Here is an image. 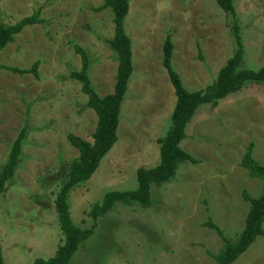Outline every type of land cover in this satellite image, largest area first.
<instances>
[{
	"label": "rangeland",
	"instance_id": "374dc122",
	"mask_svg": "<svg viewBox=\"0 0 264 264\" xmlns=\"http://www.w3.org/2000/svg\"><path fill=\"white\" fill-rule=\"evenodd\" d=\"M246 55L242 68L264 67V0H235ZM102 0H0V25L12 26L41 10V24L26 27L0 52V65L21 70L38 63V75L0 71V173L26 127L14 178L0 198V245L5 264L53 258L63 241L55 195L79 151L70 134L93 142L98 118L82 84L75 47L90 60L96 92L113 93L118 55L112 9ZM231 17L216 0H131L125 29L133 44L134 73L122 106L118 142L87 183L70 194L71 217L91 228L88 213L111 191L138 186L137 171L160 162L158 140L168 131L177 97L163 66V46L172 34L173 67L196 91L213 83L233 55ZM182 148L197 165H180L177 178L152 185V206L117 204L99 219L94 234L69 264H216L223 248L211 219L236 241L263 182L241 166L247 147L264 166V84L250 82L218 107L203 105L187 128ZM234 264H264V237Z\"/></svg>",
	"mask_w": 264,
	"mask_h": 264
},
{
	"label": "trees",
	"instance_id": "16d2710c",
	"mask_svg": "<svg viewBox=\"0 0 264 264\" xmlns=\"http://www.w3.org/2000/svg\"><path fill=\"white\" fill-rule=\"evenodd\" d=\"M104 3L95 11L100 13L112 9L114 15V37L108 40L111 49L118 55V71L113 93L101 97L94 89L90 76V60L87 52L79 47L75 51L82 59V69L73 72L71 78L82 84V91L89 97L88 106L96 113L98 122L92 136L93 142L86 141L70 134V144L79 151V157L70 167L67 180L55 195L54 206L58 225L63 241L53 258L48 260L37 259L33 264H69L79 248L93 234L100 218L105 217L114 207L121 203L124 205H139L142 208L152 206V185L163 187L177 178L181 164L190 162L197 165L200 161L185 151L181 144L188 137L187 128L203 105L218 107L221 101L240 92L250 82L264 84V67L259 69L242 68L246 50L242 38L241 26L237 16L235 0H216L220 8L231 17V30L235 39L233 55L220 69L216 80L203 89L191 91L183 83L182 76L173 67L174 43L171 33L163 46V66L174 87L177 97L171 124L166 134L158 140L160 145V162L152 168H140L137 171L138 186L129 191H111L105 194L103 200L93 206L88 213L93 220L91 228L82 229L75 225L71 217L70 194L78 186L87 183L101 167L104 159L117 144L118 129L121 122L122 106L129 92V85L134 73L133 44L125 29V20L130 13L131 0H102ZM41 10L24 18L12 26L0 25V52L7 45L15 42V37L28 27L43 22L40 19ZM6 69L14 74L38 75V63L31 69L8 68L0 65V71ZM28 129L25 127L18 135L12 146L8 161L0 173V198L3 196L8 183L14 178L22 155L23 143L27 137ZM255 145L251 143L243 156L241 166L254 179L263 182V191L257 198L247 192L243 193L244 200L250 204L245 219L244 228L236 241L230 240L223 229L211 219L205 224L216 231L223 241V248L218 254L212 255L216 264H234L259 237H264V166L254 157ZM0 264H5L0 245Z\"/></svg>",
	"mask_w": 264,
	"mask_h": 264
}]
</instances>
